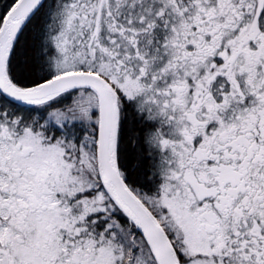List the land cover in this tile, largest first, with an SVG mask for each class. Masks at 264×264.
Wrapping results in <instances>:
<instances>
[{
    "label": "snow or ice",
    "instance_id": "1",
    "mask_svg": "<svg viewBox=\"0 0 264 264\" xmlns=\"http://www.w3.org/2000/svg\"><path fill=\"white\" fill-rule=\"evenodd\" d=\"M0 264H264V0H0Z\"/></svg>",
    "mask_w": 264,
    "mask_h": 264
}]
</instances>
